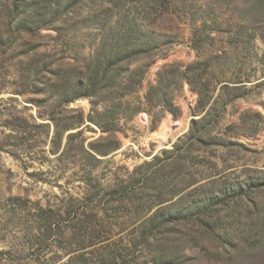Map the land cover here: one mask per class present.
Returning a JSON list of instances; mask_svg holds the SVG:
<instances>
[{
    "label": "rangeland",
    "instance_id": "obj_1",
    "mask_svg": "<svg viewBox=\"0 0 264 264\" xmlns=\"http://www.w3.org/2000/svg\"><path fill=\"white\" fill-rule=\"evenodd\" d=\"M0 264H264V0H0Z\"/></svg>",
    "mask_w": 264,
    "mask_h": 264
},
{
    "label": "trees",
    "instance_id": "obj_2",
    "mask_svg": "<svg viewBox=\"0 0 264 264\" xmlns=\"http://www.w3.org/2000/svg\"><path fill=\"white\" fill-rule=\"evenodd\" d=\"M129 62H132V61H130V60H128ZM92 64H93V61H92ZM110 65H112V63L110 62ZM90 70V69H89ZM111 72H112V68L111 67H108V69H107V71L103 74V76H102V81H106V82H110V80H109V75L111 74ZM96 73V78L99 76V74H98V72H96V70L95 71H92V73L90 74V75H94ZM159 84H161V82H158V85ZM224 87L225 88H228L229 86L228 85H224ZM133 92V90H128L127 92H125V94L123 95V96H125V95H129V94H131ZM91 94H94V93H97V92H90ZM90 93H89V95L87 94L86 96H82V97H88V96H90ZM123 96H121V98H123ZM74 99H76V97L74 98ZM71 100H69V102H70ZM166 107L170 110V111H173V109H174V106H172V104L170 105L169 103H167L166 102ZM107 113H110V111H106V113L105 114H107ZM207 119L206 118H201L199 121H193V126H192V130H191V136H193L194 135V133H195V126L197 125V124H199V123H207V121H206ZM210 123H207L206 125H205V127L207 126V125H209ZM101 128L103 129V131L104 132H114V131H116L115 130V128H113L111 125H105L104 123H102L101 124ZM58 129V126L56 125V130ZM67 130H70V129H67ZM57 132V131H56ZM204 133V132H203ZM56 136H59V132H58V134H56ZM73 137V134H70L69 136H68V139H71ZM192 139H193V142L194 143H198V142H203V141H205V138H204V136H203V138H196V137H191ZM113 149H118V147L117 146H115ZM94 151L98 154V155H100V156H106L107 155V152H99V151H97V150H95L94 149ZM97 154H94V153H91V156L95 159V161L97 162V163H100L101 162V160L98 158V156H97ZM136 173H138V171H136ZM162 213V210H158L151 218H150V220H149V223L150 224H152V226H153V228L154 227H159L160 226V218H159V216H160V214ZM175 214H177V212H175ZM43 229H45V228H43Z\"/></svg>",
    "mask_w": 264,
    "mask_h": 264
}]
</instances>
